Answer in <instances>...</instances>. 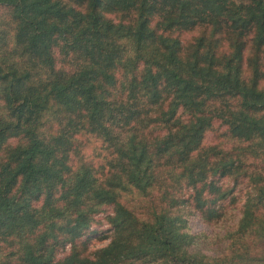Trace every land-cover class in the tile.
Listing matches in <instances>:
<instances>
[{
    "label": "trees",
    "instance_id": "trees-1",
    "mask_svg": "<svg viewBox=\"0 0 264 264\" xmlns=\"http://www.w3.org/2000/svg\"><path fill=\"white\" fill-rule=\"evenodd\" d=\"M0 264H264V0H0Z\"/></svg>",
    "mask_w": 264,
    "mask_h": 264
},
{
    "label": "rangeland",
    "instance_id": "rangeland-1",
    "mask_svg": "<svg viewBox=\"0 0 264 264\" xmlns=\"http://www.w3.org/2000/svg\"><path fill=\"white\" fill-rule=\"evenodd\" d=\"M210 136H212V134ZM251 192L252 190L247 185L240 184L235 189V201H231L230 199L227 200V203H229L226 209L227 216L219 223L210 225L202 221L198 215H193L189 219V223L193 231H200L207 236L203 243L207 244L205 251L209 255H215L216 253L225 251L227 249L229 243V240L226 238L227 231L236 227V223L241 216L242 205ZM99 218H103V220L97 221L95 226L96 229L93 230L94 235L99 234L109 227L105 223L106 221H104L103 214ZM109 241V239H94L91 242L89 248L90 250H95L107 245Z\"/></svg>",
    "mask_w": 264,
    "mask_h": 264
}]
</instances>
